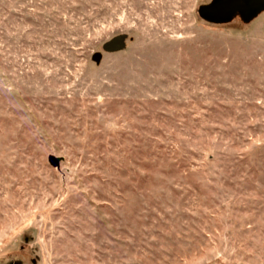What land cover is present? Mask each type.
Segmentation results:
<instances>
[{
    "label": "rangeland",
    "instance_id": "rangeland-1",
    "mask_svg": "<svg viewBox=\"0 0 264 264\" xmlns=\"http://www.w3.org/2000/svg\"><path fill=\"white\" fill-rule=\"evenodd\" d=\"M211 1L0 0V264H264V10Z\"/></svg>",
    "mask_w": 264,
    "mask_h": 264
},
{
    "label": "water",
    "instance_id": "water-1",
    "mask_svg": "<svg viewBox=\"0 0 264 264\" xmlns=\"http://www.w3.org/2000/svg\"><path fill=\"white\" fill-rule=\"evenodd\" d=\"M264 10V0H212L209 5L198 9L199 16L212 23H225L238 14L243 21H250ZM126 36L119 35L102 45L105 53L119 52L124 48ZM100 54H94L93 60L98 62Z\"/></svg>",
    "mask_w": 264,
    "mask_h": 264
}]
</instances>
